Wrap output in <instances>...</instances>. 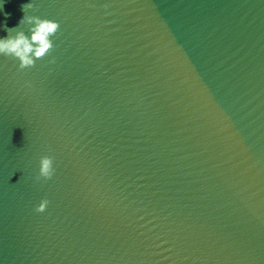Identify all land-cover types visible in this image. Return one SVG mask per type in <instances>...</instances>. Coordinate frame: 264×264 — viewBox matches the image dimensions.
I'll use <instances>...</instances> for the list:
<instances>
[{
    "label": "water",
    "instance_id": "1",
    "mask_svg": "<svg viewBox=\"0 0 264 264\" xmlns=\"http://www.w3.org/2000/svg\"><path fill=\"white\" fill-rule=\"evenodd\" d=\"M32 2L60 26L0 54V264H264V0Z\"/></svg>",
    "mask_w": 264,
    "mask_h": 264
},
{
    "label": "clouds",
    "instance_id": "2",
    "mask_svg": "<svg viewBox=\"0 0 264 264\" xmlns=\"http://www.w3.org/2000/svg\"><path fill=\"white\" fill-rule=\"evenodd\" d=\"M2 4L3 0H0V6ZM32 8L33 2L28 0L22 5L24 14L19 19L18 24L13 27H7L5 24L7 35L0 36V54L17 58L18 66L21 69L35 65L38 59L44 57L54 47L52 37L60 26L56 19L30 14L28 10ZM5 15H9V13H5ZM52 59L54 60V58ZM54 173L53 156L49 154L40 155L36 179H48ZM48 204V197L43 196L35 205V210L43 212Z\"/></svg>",
    "mask_w": 264,
    "mask_h": 264
}]
</instances>
